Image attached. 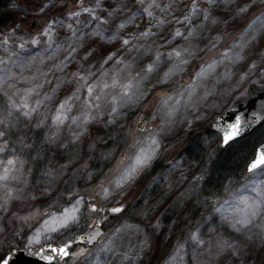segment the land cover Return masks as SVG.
<instances>
[{"label":"rangeland","instance_id":"374dc122","mask_svg":"<svg viewBox=\"0 0 264 264\" xmlns=\"http://www.w3.org/2000/svg\"><path fill=\"white\" fill-rule=\"evenodd\" d=\"M155 3L160 7L152 6L154 17L144 11L152 0H100V7L96 0H12L0 9L15 16L0 27V34L15 31L7 45L0 35V75L10 77L0 84V117L9 107L5 92L15 93L14 99L22 103L26 90L35 89L27 97L35 111L26 117L22 109L13 110L9 118L13 126L0 124V131L6 133L0 145L7 141L0 152V170L9 156L24 161L22 168L17 165L18 179L10 178L6 187L0 184V243L14 232L23 247L69 244L71 254L63 264H264V197L257 195L264 192V165L246 171L254 157L250 142L244 139L233 147L244 151V158L251 157L236 187L227 185L219 192L223 179L203 183L198 178L206 158L221 144L218 133L204 131L211 120L245 98L249 85L264 87V28L259 22L249 28L264 15V0ZM245 5L247 9L240 11ZM117 6L119 11L109 16ZM86 7L95 17L83 11ZM204 9L210 13L208 19ZM54 18L62 24L53 25L50 46L43 30ZM156 18L165 23L157 27ZM149 28L152 35L139 36ZM177 30L182 35L175 36ZM113 35L115 39L110 38ZM33 37L38 43H31ZM123 39L130 43L123 44ZM173 49L181 50V57H169ZM149 64L154 65L150 72ZM78 72L91 73L87 82L94 88L92 97L74 75ZM127 83L132 84L131 98L121 101L118 114L106 123L111 98L119 96ZM88 99L100 104L105 114L75 139L72 134L79 131ZM62 102L65 107L60 109ZM169 108H175L172 115H166ZM58 111L63 123L53 119ZM263 129L264 125L260 132ZM190 132L192 137L198 135L197 140L188 142ZM150 136L159 142V147L153 146L154 156L133 179L117 187V179L134 163L139 149L148 147ZM160 156L166 163L161 173L125 204L140 173ZM67 180L72 181V191L62 202ZM9 189L11 199H6ZM177 196L181 204L176 214L170 223H161L160 216ZM77 200L78 222L45 232V221ZM254 200L259 201L255 215L249 207ZM93 203L105 211L93 213ZM116 203L124 204L120 221L113 220L118 212L111 209ZM244 218L250 222L236 223ZM96 223L104 225L105 236L87 248L79 243V236ZM179 228L184 232L180 240H170ZM38 234V242L29 245ZM218 241H227L233 248L220 251Z\"/></svg>","mask_w":264,"mask_h":264},{"label":"snow or ice","instance_id":"6c2138e0","mask_svg":"<svg viewBox=\"0 0 264 264\" xmlns=\"http://www.w3.org/2000/svg\"><path fill=\"white\" fill-rule=\"evenodd\" d=\"M141 2H143V0H141ZM215 0H209V4L214 3ZM155 5L156 7H160V5L155 3V0H152V4H149V6L147 8L144 9V11L148 14L149 17H154V13L151 11L152 6ZM100 0H96V7H100ZM45 8L48 7V5L46 4L44 6ZM247 5H245V8L240 9V11H245L247 9ZM120 6H117V8L111 10L109 12V16H112L114 12H118L119 11ZM196 9V5L195 2L193 4V9L192 11H195ZM44 9L42 8L41 11H43ZM83 11L85 12H92L93 17H95V12L92 10V8H83ZM205 13V19L209 18V11L207 9L203 10ZM69 15H77V13H69ZM101 19L103 20L104 18L101 17ZM185 19H187V17H185ZM107 22V21H105ZM215 22V21H213ZM260 24L261 28H264V15L257 17V20L253 22V24L249 25V28H252L254 24L258 23ZM165 23L164 20L156 18L155 21V25L157 27L163 25ZM56 24H62V22L59 19H52L50 20L47 25L45 26L44 30H43V34L47 35L49 37V41H50V46H51V39H52V34L55 31L53 25ZM123 23L120 25V27H123ZM69 28H71V25H68ZM3 35V43L5 45H7L10 41V39L15 35V31L14 29H10L8 30L7 34H0ZM152 35L150 28L146 29L145 31L139 33V36L142 37H148ZM182 35L181 32L179 30L176 31L175 36H180ZM189 35H191V32H189ZM111 39H115V35H113L112 37H110ZM175 38V37H173ZM21 40H23V37H20ZM31 43L36 44L38 43V40L33 37L31 40ZM130 43L129 39H123V44L127 45ZM20 47L23 48L24 47V43L20 44ZM7 50V49H6ZM72 51H75V49H73ZM184 51H187V49H184ZM173 54L175 55V57L179 58L181 57V50L179 49H173L172 52H170L168 55L169 57L173 56ZM114 55V53L112 54ZM157 59L160 58V53L157 52L156 53ZM108 59H111V56L108 57ZM107 62V60L105 61ZM3 61H0V64H2ZM181 63H186V61H181ZM148 71H152L154 65L153 64H149L148 66ZM74 75H77L80 77V79L83 81V84H81V87H86L87 88V93L89 97H92V94L94 92V88L91 84H88V76L91 75V73H88L87 75H85L84 73H74ZM168 73H165V77H167ZM10 77H8L7 75H0V84L4 83L7 81V79H9ZM113 83L115 84L116 81H113ZM9 87H11V85H9ZM105 87H107V85L105 84ZM123 92L119 95V96H113L111 99L113 101V104L111 106L110 112L108 113L110 119L106 122V123H111L112 122V116L113 114H118V108L120 105L121 101H126L128 99H130L131 97L129 96V92L130 89L132 88V84L131 83H127V84H123L122 86ZM35 91V89H29L26 90L25 96L21 97V100L23 101L22 103H18L15 99L14 96L16 95L15 93H13L12 95H9L7 92H5L4 94L8 97V109L6 110V114L4 117H0V124L6 123L8 127H12L13 126V122L9 119L10 117L13 116V110H23V115L24 116H30L31 113L33 111H35L34 107H30V105L27 102V97L28 94ZM69 100L71 99V97L68 98ZM95 99L97 101H99L101 99L100 96H96ZM40 101H37V106L40 104ZM177 104H179V101L176 102ZM85 111L81 113L82 116V122L78 125L79 127V131L78 132H73V137L75 139H79L81 136L84 135V133L87 131V125L93 121H97L99 119H101L104 116V111L101 110V105L98 103H93V101L91 99H88L85 101ZM65 107V102H62L59 106L60 109H63ZM93 109H95V113L92 111ZM175 112V108H169L168 112L166 113V115H172ZM54 121L58 122V123H63V120L61 119V114L58 111L57 115L55 117H53ZM79 118L74 117L73 120L76 121ZM231 131H225L224 132V142L227 143L230 139H232L233 137L237 136L239 134V121H237L236 124H232L229 126ZM6 135L5 131H0V137H4ZM7 146V141H5L2 145H0V152H3L5 150ZM159 147V142L156 140V138L154 136H150L149 137V145L147 148L145 147H141L139 149V152L136 154L135 156V161L133 164H131L127 169H125V171L120 175V177L117 179L116 181V186L120 187L121 184L125 183L126 181H129L131 179H133L134 175L138 173V171L142 168V166L148 164L150 162V160L152 159V157L155 154V147ZM20 165L21 168L24 164L23 159H21L19 156H9L7 159L6 164L3 166L2 170H0V184H3L5 187L7 186V182L9 181V179H18V176L15 175L16 172L20 171L21 168H18L17 165ZM258 165H264V151H262L259 154V157L257 160H255L250 166H249V171L257 168ZM11 189L8 190V193L6 195V199H11ZM105 194L108 193V189H104ZM258 197H264V192H257ZM259 201L254 200L252 205H250L249 207H252L253 212L252 214L255 215V207L258 205ZM80 204V201L77 200L76 204L72 205L70 208H65L64 211L62 213H58L55 216H50L48 220L45 221V225H44V230L47 233H54V232H58L62 229H66L68 227H70L72 224L78 222V220L80 219V213H81V209L80 207H78V205ZM122 209L120 207H114L111 209L112 212H119ZM39 211V210H37ZM91 211L93 213L100 211L103 212L105 211V209L103 208H99L97 204L93 203L91 204ZM250 221L247 218H244L243 220H237L236 223L238 224H243V223H249ZM89 227H92V225H89ZM95 237H90V239H94ZM194 239H196L197 237H193ZM81 239H83V237H81ZM39 240V234L37 236H34L32 238H30L29 241V245H31L33 242H38ZM201 243H203V241H200ZM217 247L220 251H223L225 249H231L233 248L232 244L228 243L227 241H218L217 242ZM47 248L50 249L52 252H55L57 254V257H61V256H67L69 255L68 252V248H69V244H65L63 247H53V245L48 244ZM83 251V250H81ZM234 254H239L235 249H233ZM45 252V248H41L39 251H33L32 248L30 246H26L23 250V253H27L28 257H32V256H39L41 257V259L45 260V261H52L54 259V257L52 255H44L43 253ZM23 253H20V255H23ZM16 255V253H14L11 249L9 250V252L7 253V255H0V264H13V256Z\"/></svg>","mask_w":264,"mask_h":264},{"label":"trees","instance_id":"16d2710c","mask_svg":"<svg viewBox=\"0 0 264 264\" xmlns=\"http://www.w3.org/2000/svg\"><path fill=\"white\" fill-rule=\"evenodd\" d=\"M263 125H264V122L259 127H257L255 130H253L250 134L230 143L229 145L223 148H221V146L217 147L214 153H212V155L206 158L204 165L201 167L199 177H198L199 182L203 181L204 183V181L207 180V183H209L212 181L214 182V181L223 179L224 180L223 182H225V184H223L222 187L224 189L223 188L219 189V192H223L227 185L236 187V185H238L237 180L240 179L241 171H243L242 168L245 166V163L247 162V160L251 158L252 156H254L257 143H259L264 137V129L261 130L260 132V129L263 128ZM204 131L213 132V130H211L210 128H206ZM192 134L193 132H190V134H188L187 136L188 142H191L194 139L197 140L198 135H195L192 137ZM244 139L250 142L251 150H252L251 157L247 159L244 158L243 156L244 151H242L241 149L233 150L234 149L233 147H239L241 142H243L242 140ZM180 142L181 141H178L177 143L179 144ZM165 164L166 163L164 159L160 156L156 159V161L153 164H151L150 167H148L147 170H143L139 175V179L137 180V183L132 186V191L128 194V197H127L128 199L125 201V204H128V201L130 200V196L132 195V193H133L132 196L134 197L141 195L145 191V188L150 184V182H152L153 179L156 176H158V174L161 173V169L163 168ZM77 171H75L74 173L75 176L77 175L76 174ZM198 178H197V182H198ZM69 180H67L66 184L63 186V191L65 192L64 193L65 199H63L62 202L68 199L67 194L69 191H72L71 189L72 187L70 185L72 181H69ZM203 183H202V186L204 185ZM182 194L185 195L186 199L188 198V193L184 192ZM207 200H208L207 202H209L213 199L210 198ZM180 204H181L180 196H177L176 198L174 197L171 203L166 207V209L160 216L159 218L160 222L163 224L170 223L174 215L176 214V210L180 206ZM203 204H206V202ZM122 205L124 204L116 203L115 207L121 208ZM121 218H122V215L120 214V212H118L114 216L113 220L120 221ZM177 230H179L178 231L179 234L171 235L170 240L172 241L175 240V242H178L180 240V236H182L184 232L180 231V228ZM183 230H186V229H183ZM16 236L18 235L17 234L15 235V233L13 232L7 236V239L2 240V242L0 243V255H5L10 249L14 248V246L16 247L23 246V243L20 242V238ZM16 240H17V243H15Z\"/></svg>","mask_w":264,"mask_h":264},{"label":"water","instance_id":"95a60500","mask_svg":"<svg viewBox=\"0 0 264 264\" xmlns=\"http://www.w3.org/2000/svg\"><path fill=\"white\" fill-rule=\"evenodd\" d=\"M12 0H0V9L8 5ZM15 19V16L10 11L0 12V27L8 25ZM239 121V134L227 143L224 142V132L231 131L230 125L236 124ZM264 122V87L259 88L254 84L249 85L246 96L242 100L235 102L230 107L225 109L220 115L214 117L209 124V128L217 132L221 137L220 146L223 148L248 134L259 127ZM264 151V137L262 141L257 145L253 159L247 165V171L249 166L258 159L259 154ZM262 165H258L259 168ZM255 168V169H257ZM253 169V170H255ZM251 170V171H253ZM105 234V229L101 223H96L79 236V241L84 243L87 248H92L97 245L100 239ZM95 237L90 239V237ZM83 237V239H81ZM51 244L53 247H63L64 244L57 243H44L38 246L31 247L33 251H39L42 247L45 248L44 255H52L54 259L52 261H45L39 256L28 257L27 253H23L25 247H17L11 249L16 255L13 256V264H62L70 256L71 249L68 248L69 255L57 257L55 252H52L47 248V245ZM23 253V255H20ZM7 255V254H6Z\"/></svg>","mask_w":264,"mask_h":264}]
</instances>
